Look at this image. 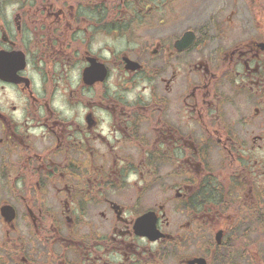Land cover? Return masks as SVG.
Returning a JSON list of instances; mask_svg holds the SVG:
<instances>
[{"label": "flooded vegetation", "instance_id": "flooded-vegetation-1", "mask_svg": "<svg viewBox=\"0 0 264 264\" xmlns=\"http://www.w3.org/2000/svg\"><path fill=\"white\" fill-rule=\"evenodd\" d=\"M0 264H264V0H0Z\"/></svg>", "mask_w": 264, "mask_h": 264}]
</instances>
